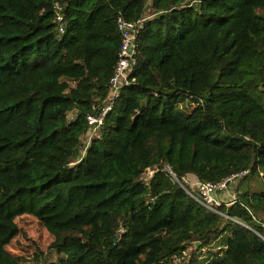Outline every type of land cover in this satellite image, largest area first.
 <instances>
[{
    "label": "trees",
    "instance_id": "obj_1",
    "mask_svg": "<svg viewBox=\"0 0 264 264\" xmlns=\"http://www.w3.org/2000/svg\"><path fill=\"white\" fill-rule=\"evenodd\" d=\"M119 13L146 18L133 81L81 154ZM244 171L220 214L182 181ZM249 211L264 222V0H0V264H264ZM27 218L56 260L27 258Z\"/></svg>",
    "mask_w": 264,
    "mask_h": 264
},
{
    "label": "built area",
    "instance_id": "obj_2",
    "mask_svg": "<svg viewBox=\"0 0 264 264\" xmlns=\"http://www.w3.org/2000/svg\"><path fill=\"white\" fill-rule=\"evenodd\" d=\"M54 21L61 23L63 21L62 7L59 3L54 2L53 6ZM146 18L138 20L136 22H127L123 16L119 13L116 21L117 29L121 36L120 50L118 53V60L113 70V75L110 79V97L105 107H103L99 113L93 114L87 117L88 135L86 137V146L89 145L92 138L97 137L101 131L104 120L107 114L112 109L115 101L119 98L121 89L124 86L132 83L130 80V73L136 63V50H137V38L143 28V24ZM62 32V28L59 29ZM98 133V134H97ZM85 150V149H84ZM150 176L152 171L148 172ZM247 172L236 174L231 178L225 180L219 184H213L210 182L197 183L196 191L197 194L194 196L187 189L186 193L203 208L215 213L220 214L219 207L222 204L230 206L236 203L237 197L234 194H229L226 182H232L244 176ZM174 178V176H173ZM226 193L225 196L222 194ZM221 193V194H220ZM250 212V211H249ZM253 221L259 226L260 230L241 224L248 230L253 232L264 242V222L260 221L252 212H250Z\"/></svg>",
    "mask_w": 264,
    "mask_h": 264
},
{
    "label": "rangeland",
    "instance_id": "obj_3",
    "mask_svg": "<svg viewBox=\"0 0 264 264\" xmlns=\"http://www.w3.org/2000/svg\"><path fill=\"white\" fill-rule=\"evenodd\" d=\"M146 17L148 18V20H151L152 18L156 17V15L153 14L151 11H147ZM71 117L72 115H69L68 119H70ZM85 146H86V142L85 140L82 139L80 144L81 154H83ZM73 164L74 163H72L71 165ZM149 177L150 174L147 173L142 177V180L147 181ZM194 179L195 178L193 176L188 175L182 181L183 183H185L186 188H188L190 191L195 190L196 193V189L191 186V182L194 181ZM259 182L260 180L258 179V177L253 176L249 181L242 182V189H244V187H246L247 184H250L251 186H254L252 191H258V186L260 187ZM238 184L239 182L237 180H233L232 182H230V186H228L227 188L228 193L235 195L234 192ZM224 194L226 193L224 192L222 196ZM20 226L26 234L25 241H23L22 245L24 248H26L29 251V255L27 256L29 260L32 258L31 254L34 252H42L43 253L42 257L46 261H53L57 259V254L52 249L49 248L50 244L53 242L52 237L43 228H41L35 220L27 218L24 220V222L20 224Z\"/></svg>",
    "mask_w": 264,
    "mask_h": 264
},
{
    "label": "bare ground",
    "instance_id": "obj_4",
    "mask_svg": "<svg viewBox=\"0 0 264 264\" xmlns=\"http://www.w3.org/2000/svg\"><path fill=\"white\" fill-rule=\"evenodd\" d=\"M174 179H176V178L174 177ZM197 183H201V182H195V184L192 185V187H194V188L196 189V184H197ZM204 183H205V182H204ZM221 183H222V182H221ZM227 183L229 184V182H226V184H225L226 186L228 185ZM196 194H197V191H196Z\"/></svg>",
    "mask_w": 264,
    "mask_h": 264
},
{
    "label": "crops",
    "instance_id": "obj_5",
    "mask_svg": "<svg viewBox=\"0 0 264 264\" xmlns=\"http://www.w3.org/2000/svg\"><path fill=\"white\" fill-rule=\"evenodd\" d=\"M195 182H196V180L194 179V181L191 182V186L194 185ZM220 194H221V193H220ZM224 196H225V194H224Z\"/></svg>",
    "mask_w": 264,
    "mask_h": 264
},
{
    "label": "water",
    "instance_id": "obj_6",
    "mask_svg": "<svg viewBox=\"0 0 264 264\" xmlns=\"http://www.w3.org/2000/svg\"><path fill=\"white\" fill-rule=\"evenodd\" d=\"M176 182H177V180H176ZM227 184H228V183H227ZM195 246H196V247H197V246H199V243H198V242H196V243H195Z\"/></svg>",
    "mask_w": 264,
    "mask_h": 264
}]
</instances>
